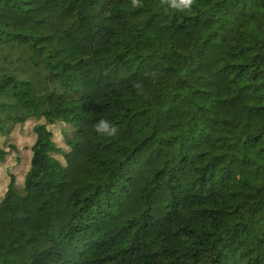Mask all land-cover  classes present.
Returning <instances> with one entry per match:
<instances>
[{
    "label": "trees",
    "instance_id": "obj_1",
    "mask_svg": "<svg viewBox=\"0 0 264 264\" xmlns=\"http://www.w3.org/2000/svg\"><path fill=\"white\" fill-rule=\"evenodd\" d=\"M141 4L0 0V264H264V0Z\"/></svg>",
    "mask_w": 264,
    "mask_h": 264
},
{
    "label": "rangeland",
    "instance_id": "obj_2",
    "mask_svg": "<svg viewBox=\"0 0 264 264\" xmlns=\"http://www.w3.org/2000/svg\"><path fill=\"white\" fill-rule=\"evenodd\" d=\"M34 125L33 121L26 122L16 125L10 134L0 135V150L6 153L3 162H0V193H2L10 174L20 181L22 174L27 169L30 157L29 148L34 140L32 130ZM52 131L55 142L61 144L60 125L52 127Z\"/></svg>",
    "mask_w": 264,
    "mask_h": 264
},
{
    "label": "clouds",
    "instance_id": "obj_3",
    "mask_svg": "<svg viewBox=\"0 0 264 264\" xmlns=\"http://www.w3.org/2000/svg\"><path fill=\"white\" fill-rule=\"evenodd\" d=\"M195 2L196 0H161L162 5H166L168 8L180 12L190 11ZM131 5L134 8L141 7V0H131ZM133 87L138 90V93L143 92V85L141 82H135ZM94 129L97 133L108 137L116 136L118 133V128L106 119L97 121L94 125Z\"/></svg>",
    "mask_w": 264,
    "mask_h": 264
}]
</instances>
